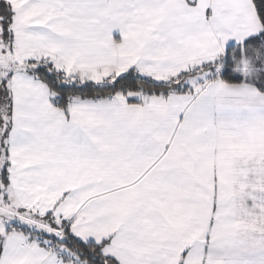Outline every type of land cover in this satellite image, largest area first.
Returning a JSON list of instances; mask_svg holds the SVG:
<instances>
[{
    "label": "snow or ice",
    "instance_id": "6c2138e0",
    "mask_svg": "<svg viewBox=\"0 0 264 264\" xmlns=\"http://www.w3.org/2000/svg\"><path fill=\"white\" fill-rule=\"evenodd\" d=\"M0 264H264V0H0Z\"/></svg>",
    "mask_w": 264,
    "mask_h": 264
}]
</instances>
